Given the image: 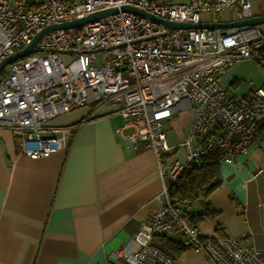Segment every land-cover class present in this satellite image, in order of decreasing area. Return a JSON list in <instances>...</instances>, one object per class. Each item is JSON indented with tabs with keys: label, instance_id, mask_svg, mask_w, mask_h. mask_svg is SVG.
Returning a JSON list of instances; mask_svg holds the SVG:
<instances>
[{
	"label": "built area",
	"instance_id": "obj_1",
	"mask_svg": "<svg viewBox=\"0 0 264 264\" xmlns=\"http://www.w3.org/2000/svg\"><path fill=\"white\" fill-rule=\"evenodd\" d=\"M134 5L176 22H212L203 14L223 15L238 8L237 19L253 16L250 0H0V62L25 48L45 26L93 12ZM220 21V20H217ZM36 52L7 66L0 78V128L21 141L33 158L69 148L75 125L53 126L56 116L86 104L117 107L126 137L136 150L152 149L163 185L160 206L111 260L123 264H171L153 245L165 235L216 264H264V251L224 235L205 236L189 216L191 203L173 202L169 188L190 165L218 151L220 162L247 154L264 126V84L241 97L220 78L242 59L264 67L260 26L227 29H176L131 11L119 10L94 22L44 34ZM41 52L42 54H39ZM72 53H78L76 59ZM101 54L107 58L98 63ZM189 110L187 134L171 144L166 130L177 114ZM185 148V157L177 156Z\"/></svg>",
	"mask_w": 264,
	"mask_h": 264
},
{
	"label": "crops",
	"instance_id": "obj_2",
	"mask_svg": "<svg viewBox=\"0 0 264 264\" xmlns=\"http://www.w3.org/2000/svg\"><path fill=\"white\" fill-rule=\"evenodd\" d=\"M250 2L253 15L264 14V0ZM217 17L203 19L238 18L231 10ZM235 81L240 79L234 76L230 85ZM253 90L235 93L245 97ZM177 121L183 138L192 112L177 114L170 124ZM49 124L75 125L74 135L69 148L37 158L22 152L12 130L0 128V264H123L111 254L160 206L155 152L133 148L124 137L132 128L116 131L124 120L111 103L73 108ZM220 172L222 183L209 195L219 213L195 225L205 236L237 238L264 251V126L248 153L220 163ZM191 205L190 213L201 211ZM171 264L216 263L190 248Z\"/></svg>",
	"mask_w": 264,
	"mask_h": 264
},
{
	"label": "trees",
	"instance_id": "obj_3",
	"mask_svg": "<svg viewBox=\"0 0 264 264\" xmlns=\"http://www.w3.org/2000/svg\"><path fill=\"white\" fill-rule=\"evenodd\" d=\"M6 75L7 67L3 70L0 78ZM220 163L219 152H210L203 157L200 168L192 165L188 166L179 178L170 185L169 194L173 202L187 200L200 207L201 211L198 214L189 212L193 224L201 223L206 218L217 216L219 213L211 207L209 195L222 183ZM153 245L169 255L172 260L177 259L186 250L190 249L184 242L165 235L156 236L153 239Z\"/></svg>",
	"mask_w": 264,
	"mask_h": 264
},
{
	"label": "water",
	"instance_id": "obj_4",
	"mask_svg": "<svg viewBox=\"0 0 264 264\" xmlns=\"http://www.w3.org/2000/svg\"><path fill=\"white\" fill-rule=\"evenodd\" d=\"M119 10L122 11H131L142 16L148 17L154 21H158L160 23L165 24L166 26L170 27L171 30L176 29H190V28H201V29H227L232 27H240V26H261L264 24V14L263 15H253L248 18L243 19H236L228 22L223 21H213V22H201V23H187V22H176L171 21L165 18H161L153 13L148 12L147 10L134 6V5H122L119 7H113L109 9H104L100 11L93 12L85 17L73 19L69 21H64L60 23L50 24L45 26L39 32L36 33L32 41L23 49L8 55L0 62V76L3 70L10 64L14 63L15 61L27 57L33 52H36V45L40 38L46 34L47 32L57 30V29H70L80 27L84 24L94 22L98 19L106 17L110 14L117 13Z\"/></svg>",
	"mask_w": 264,
	"mask_h": 264
},
{
	"label": "rangeland",
	"instance_id": "obj_5",
	"mask_svg": "<svg viewBox=\"0 0 264 264\" xmlns=\"http://www.w3.org/2000/svg\"><path fill=\"white\" fill-rule=\"evenodd\" d=\"M160 2L166 1V2H171V3H187L189 0H158ZM232 13L234 16H238L239 10L238 8H232L231 9ZM209 18L211 17L212 19H218L217 15L211 13L208 14ZM203 18H205V14H203ZM264 24L260 26L261 30L264 31L263 28ZM39 54H42L39 52ZM79 56L78 53H72V58L76 59ZM107 58V55L101 54V56L98 58V63H101ZM229 75L222 76L220 78V83L222 84L223 87H231L236 91V93H242L245 91V89L252 88L256 89L259 86H262L264 83V67L255 59H242L235 63L231 71L229 72ZM236 76L240 79V81H235L233 85H230V80ZM234 91V92H235ZM182 116V115H181ZM180 116V117H181ZM179 121L175 124H169L166 127L169 140L171 144H176L181 136L180 130H179ZM185 148L181 147L180 152H179V157H185Z\"/></svg>",
	"mask_w": 264,
	"mask_h": 264
}]
</instances>
